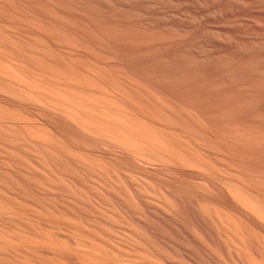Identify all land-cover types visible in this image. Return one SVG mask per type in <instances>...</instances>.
I'll use <instances>...</instances> for the list:
<instances>
[{"label":"bare ground","instance_id":"6f19581e","mask_svg":"<svg viewBox=\"0 0 264 264\" xmlns=\"http://www.w3.org/2000/svg\"><path fill=\"white\" fill-rule=\"evenodd\" d=\"M0 264H264V0H0Z\"/></svg>","mask_w":264,"mask_h":264}]
</instances>
